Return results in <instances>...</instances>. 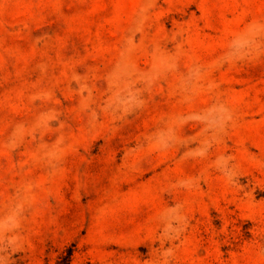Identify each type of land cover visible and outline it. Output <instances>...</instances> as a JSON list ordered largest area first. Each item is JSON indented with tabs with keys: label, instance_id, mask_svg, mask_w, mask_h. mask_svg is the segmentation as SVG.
Listing matches in <instances>:
<instances>
[{
	"label": "rangeland",
	"instance_id": "rangeland-1",
	"mask_svg": "<svg viewBox=\"0 0 264 264\" xmlns=\"http://www.w3.org/2000/svg\"><path fill=\"white\" fill-rule=\"evenodd\" d=\"M0 264H264V0H0Z\"/></svg>",
	"mask_w": 264,
	"mask_h": 264
}]
</instances>
